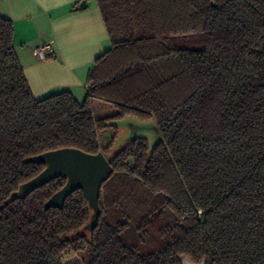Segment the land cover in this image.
<instances>
[{
	"label": "trees",
	"instance_id": "trees-1",
	"mask_svg": "<svg viewBox=\"0 0 264 264\" xmlns=\"http://www.w3.org/2000/svg\"><path fill=\"white\" fill-rule=\"evenodd\" d=\"M96 2L111 48L81 100L32 94L0 16V264H264V0ZM128 116L159 139L115 150ZM64 147L113 167L92 230L81 188L44 209L63 177L11 198Z\"/></svg>",
	"mask_w": 264,
	"mask_h": 264
},
{
	"label": "crops",
	"instance_id": "crops-1",
	"mask_svg": "<svg viewBox=\"0 0 264 264\" xmlns=\"http://www.w3.org/2000/svg\"><path fill=\"white\" fill-rule=\"evenodd\" d=\"M0 0V16L13 26L12 44L35 97L63 89L79 100L94 61L111 48L96 0ZM50 43L54 54L35 49Z\"/></svg>",
	"mask_w": 264,
	"mask_h": 264
},
{
	"label": "water",
	"instance_id": "water-1",
	"mask_svg": "<svg viewBox=\"0 0 264 264\" xmlns=\"http://www.w3.org/2000/svg\"><path fill=\"white\" fill-rule=\"evenodd\" d=\"M85 6L86 2L82 0L76 9H83ZM29 160L45 166L36 176L22 183L11 198L24 197L48 182L63 177L64 185L45 201L44 209L61 207L72 192L81 188L91 209L90 219L85 229L92 230L101 212L98 203L101 184L113 172V167L107 158L101 152L88 153L78 148L64 147L45 151L30 157ZM205 263V259L194 262L188 256L181 257V264Z\"/></svg>",
	"mask_w": 264,
	"mask_h": 264
},
{
	"label": "rangeland",
	"instance_id": "rangeland-1",
	"mask_svg": "<svg viewBox=\"0 0 264 264\" xmlns=\"http://www.w3.org/2000/svg\"><path fill=\"white\" fill-rule=\"evenodd\" d=\"M133 117H126L117 122V125L120 129V134L115 141L114 149H120L123 147L131 138L141 133H145L148 136L150 146L153 145L155 141L159 139V134L156 132L153 122L147 126H140L134 122ZM138 120V119H137ZM141 121V120H140ZM150 121V120H149ZM124 127V128H123ZM112 135V131L105 132L101 135V141L107 140ZM123 136V139H122ZM125 239L128 243H131V239L125 236ZM63 264H83L80 259L73 253L69 252L65 254L63 258Z\"/></svg>",
	"mask_w": 264,
	"mask_h": 264
},
{
	"label": "built area",
	"instance_id": "built-area-1",
	"mask_svg": "<svg viewBox=\"0 0 264 264\" xmlns=\"http://www.w3.org/2000/svg\"><path fill=\"white\" fill-rule=\"evenodd\" d=\"M35 52L40 57H44L46 55L50 56V55H53L54 54L53 47L51 46V44L49 42L38 46L35 49ZM198 215H199V217L201 219L203 218V213H202L201 210H198Z\"/></svg>",
	"mask_w": 264,
	"mask_h": 264
},
{
	"label": "bare ground",
	"instance_id": "bare-ground-1",
	"mask_svg": "<svg viewBox=\"0 0 264 264\" xmlns=\"http://www.w3.org/2000/svg\"><path fill=\"white\" fill-rule=\"evenodd\" d=\"M134 122L140 126H147L148 124H151L152 121H140V120H137V119H134ZM124 128V127H123ZM140 136H148L146 135L145 133H141L139 134ZM122 139H123V136H122Z\"/></svg>",
	"mask_w": 264,
	"mask_h": 264
}]
</instances>
